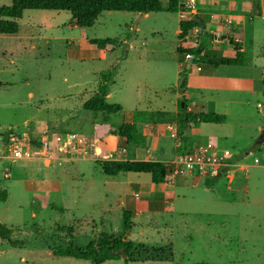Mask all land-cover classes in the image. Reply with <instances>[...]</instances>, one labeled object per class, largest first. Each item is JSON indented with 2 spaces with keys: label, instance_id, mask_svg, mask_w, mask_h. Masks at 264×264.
Segmentation results:
<instances>
[{
  "label": "rangeland",
  "instance_id": "1",
  "mask_svg": "<svg viewBox=\"0 0 264 264\" xmlns=\"http://www.w3.org/2000/svg\"><path fill=\"white\" fill-rule=\"evenodd\" d=\"M10 4L0 0V6ZM177 20L178 14L168 12L103 11L91 27H79L67 11L26 9L18 32L0 35V130L26 131L32 136L30 148H41L28 158L0 160V189L7 191L0 201V224L21 242L14 246L0 239V264H95L53 256L52 250L69 244L82 248L102 232L117 236L124 209L132 213L125 238L135 242L127 264H264V184L250 178L244 180L245 191L229 189L222 174L208 190L205 176L197 173L177 180L168 175L155 184L148 173L104 175L97 163L139 159L168 164L176 155L194 152L197 141L206 143L200 141L208 133L232 130L233 143H241L256 133L255 124L264 125L261 93L248 94L243 104L218 105L228 117L225 125L179 123V79L191 69L176 75L177 66L188 63L175 52ZM225 24L229 36L242 39L245 61L224 68L263 73L264 21L255 18L242 30ZM92 38H116L117 43L90 47ZM229 39L212 38L206 54L215 60L234 54ZM114 65L106 100L121 110L92 114L83 105L98 91L100 74ZM196 65L201 71L195 74L215 68ZM205 97L193 90L197 104ZM135 110L163 111L171 118L138 123L145 144L136 153V147L112 133L132 122ZM28 143L23 140L24 147ZM258 153L251 151L249 161ZM4 168L10 169L9 179L2 176ZM124 259L103 264H125Z\"/></svg>",
  "mask_w": 264,
  "mask_h": 264
},
{
  "label": "trees",
  "instance_id": "2",
  "mask_svg": "<svg viewBox=\"0 0 264 264\" xmlns=\"http://www.w3.org/2000/svg\"><path fill=\"white\" fill-rule=\"evenodd\" d=\"M256 9L260 11L261 0H254ZM182 0H168L164 6L161 0H11L8 6H0V35H14L18 32V20L22 17V13L26 9H42L54 11H67L72 19V23L79 27H91L101 12L103 11H126L146 14L150 12H180L186 14V18L180 19L178 22L179 32L176 37L175 52L181 60H191L195 64H208L214 67L219 65H242L245 61L244 48L242 42L234 40L229 36V44L231 45L234 55L232 57H221L215 60L204 53L211 39V32L206 21L198 13L188 6L181 7ZM195 16L202 22V27L191 17ZM116 38H92L87 41L90 47L105 48L107 46L115 47ZM179 72L189 73L190 67ZM117 66L114 65L110 69L100 74L101 83L98 91L89 97L83 108L92 114L102 113L108 115L121 110V106L117 103H108L106 96L109 92V86L112 83L114 73ZM186 76V75H185ZM185 85L182 81L179 88ZM183 101L182 114L179 115V123L185 124L189 120L199 123H223L225 116L214 112H200L191 114L186 111V102ZM163 117L158 119L157 117ZM133 120L129 123H122L112 130V133L121 138L126 146L140 147L145 144V136L139 131L138 123L140 122H169L168 114L163 111L152 112L151 114L144 111H133ZM168 117V118H167ZM171 119V118H169ZM161 120V121H160ZM13 130L11 128L4 130L3 140L5 141ZM260 145H256L254 149L259 150ZM243 152L231 154L226 157L228 163L237 161ZM104 175L116 176L122 172L148 173L152 183H164L166 177L170 173V167L164 161L156 160H139V159H104L97 162ZM217 177L211 175L204 181L206 188H211ZM7 191L0 189V201H5ZM131 211L124 209L122 211V221L119 234L99 233L95 238L91 239L84 247L76 248L71 244L65 248H54L52 255L57 257H72L75 259L90 260L95 264H103L108 260L120 259V251L127 258L123 260L125 264L129 261L131 250L135 242L125 238L126 233L130 230ZM0 239L8 240L11 245H18L21 242L12 240V230L3 224H0Z\"/></svg>",
  "mask_w": 264,
  "mask_h": 264
},
{
  "label": "crops",
  "instance_id": "3",
  "mask_svg": "<svg viewBox=\"0 0 264 264\" xmlns=\"http://www.w3.org/2000/svg\"><path fill=\"white\" fill-rule=\"evenodd\" d=\"M182 1H184L183 3L186 6L194 11L193 13H198L202 17H205V21L211 32L210 43L212 42V38H214V36L218 37L221 35H228L229 38V33H226L225 23L231 24L230 26H232L233 28H236L237 25H239L238 27L242 30L243 23H247L248 21L252 22L255 18L259 21H264V0H261L260 2V11L256 9L254 0H200L198 4H196V0ZM168 13L178 14L177 22H179L180 19L187 17L186 14L180 12ZM146 14L142 15L145 16ZM175 32L177 37L179 27L175 29ZM215 39L222 40L217 38ZM239 40L242 39L239 38ZM204 53L206 54V49ZM230 53L231 55L227 57H232L234 55L232 54L233 52ZM226 66L227 65H219L214 69H207L200 74H195L193 71H201V68L198 65L191 63L190 61L189 67L191 71L187 76H184L185 85L181 88L182 100H185L186 102V111L188 113L196 114L200 112H214L222 114L225 116V121L218 124L225 125L228 122V117L227 115H225V113L219 110L218 105L243 104L249 97L248 94L251 95L252 93H261L262 95H264V69L263 73L252 74L250 72H243L242 70L239 71L234 69L231 70L230 68H224ZM230 66L241 67L243 66V64ZM180 67L181 63L177 66V77L180 75ZM193 90L198 91L201 96L206 95L205 99L202 100L204 103L197 104L194 99H192ZM232 93H238L239 95L237 98H232ZM257 106L263 107V105L260 103H257ZM254 126L256 128V133L244 136L241 143H233V139H235V133L232 132V130H228L220 134L208 133L207 137H202L200 141L202 142L204 140H207L206 143H199L197 141V143L194 144V147L198 149L200 146L210 143L212 145V152L214 154L224 155L226 157L231 154H238L241 151L243 152L242 156L237 161L230 164V168H228L227 170L222 168V170H217L213 174L217 178H219L223 174L227 179V182L229 183V189L233 188L234 190H237L242 188V190L245 191L248 188V183H245L244 180L247 181L250 178H254L256 184H264V163L253 164L251 161H249V154L254 150L255 147L254 143L256 142L260 131L264 129V125L260 126L259 124H255ZM192 127L195 128V125L193 124ZM16 133L22 136L24 140L26 139L27 143L29 142V138L32 137L30 133H27L26 131H17ZM0 141V160H2V158L4 157H7L14 161L6 152L2 153V149L4 148V140L0 139ZM234 145L238 146L239 149L237 151H235L236 148L234 147ZM176 146L180 148V143H177ZM137 148L138 147H136L135 153L137 151ZM261 148H264V142L260 145L259 150H256L260 151ZM24 149H26L28 153V156L24 158H28L30 155H38L41 150V148L39 149V151L36 149L33 150L32 148H30L29 143L24 147ZM43 149H45L44 151L46 153L47 148ZM180 155H176L175 158ZM218 172H220V174L216 176ZM194 174L195 173L188 175L189 177H193ZM185 175L175 177L174 179L177 180L180 177L183 178ZM2 176L5 179H9L10 169L4 168ZM207 177L209 176H205V179ZM23 182L26 184L31 183L30 181H26L25 178L23 179ZM212 188L213 186L211 188H208V190ZM52 207L58 208L54 205H52Z\"/></svg>",
  "mask_w": 264,
  "mask_h": 264
},
{
  "label": "built area",
  "instance_id": "4",
  "mask_svg": "<svg viewBox=\"0 0 264 264\" xmlns=\"http://www.w3.org/2000/svg\"><path fill=\"white\" fill-rule=\"evenodd\" d=\"M0 131L4 132L3 130ZM23 140L22 136L12 132L4 141L2 153H8L9 157L13 160L27 157L28 153L24 149ZM253 163H264V148H261L259 153L253 157ZM167 165L170 167L169 176L173 178L193 173L211 176L217 170H222V168L227 170L230 168V163L226 161V156L214 154L210 143L200 146L194 152L183 153L169 161Z\"/></svg>",
  "mask_w": 264,
  "mask_h": 264
},
{
  "label": "water",
  "instance_id": "5",
  "mask_svg": "<svg viewBox=\"0 0 264 264\" xmlns=\"http://www.w3.org/2000/svg\"><path fill=\"white\" fill-rule=\"evenodd\" d=\"M184 3L182 2V3H180V6L181 7H184ZM193 20H195L196 22H198L199 24H200V26L202 27V22H201V20L199 19V18H197V17H195V16H192L191 17ZM214 38H217V39H225V38H228V35H221V36H214ZM190 59H189V62L187 63V65H186V69H188L189 68V64H190ZM184 80V75L183 76H181L180 77V79H179V85H181V83H182V81ZM183 106V102L181 103V107ZM3 137V133L0 131V139ZM263 142H264V129H262L261 131H260V134H259V136H258V138H257V140H256V142L254 143V146H256V145H261V144H263ZM220 174V172H218L217 174H216V176H218ZM120 255H121V258H125L126 256H125V254L123 253V251L121 250L120 251Z\"/></svg>",
  "mask_w": 264,
  "mask_h": 264
}]
</instances>
